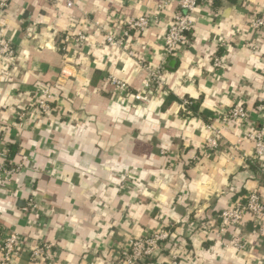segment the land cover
<instances>
[{
	"label": "crops",
	"instance_id": "1",
	"mask_svg": "<svg viewBox=\"0 0 264 264\" xmlns=\"http://www.w3.org/2000/svg\"><path fill=\"white\" fill-rule=\"evenodd\" d=\"M71 1L67 7L66 0H9L0 13V42L9 40L16 52L14 67L0 66V145L8 152L14 146L10 160L22 164L0 188V225L19 237L11 264H123L118 253L129 239L163 225H171L184 264H264V240L254 239L250 221L242 251L206 233L221 209L249 191L258 189L264 203V174L252 161L245 129L221 127L218 118L235 103L256 126L262 118L264 28L251 29L249 22L264 15V0L196 7L189 42L166 61L165 84L151 92L148 105L122 101L105 78L125 81L132 93L143 90L147 68L162 61L176 2ZM140 16L148 18L143 31H129L121 47L106 44V34L122 35L124 20ZM77 29L86 38L64 55L62 33ZM214 55L221 67L212 65ZM43 86L52 96L46 113L31 105ZM165 113L156 130L146 131ZM134 118L138 126L117 171L113 164L121 160L101 146L97 130L122 134ZM219 126L218 148L204 149ZM164 135L172 149H163ZM41 243L51 250L28 260Z\"/></svg>",
	"mask_w": 264,
	"mask_h": 264
},
{
	"label": "built area",
	"instance_id": "2",
	"mask_svg": "<svg viewBox=\"0 0 264 264\" xmlns=\"http://www.w3.org/2000/svg\"><path fill=\"white\" fill-rule=\"evenodd\" d=\"M168 1H175L177 9L173 13L172 21L168 25L163 38L162 61L156 67L147 68V78L143 84V90L132 93L128 90L125 81L112 75L105 78L115 94L128 104L137 105L141 103L148 105L151 92L163 88L165 84L163 78L164 65L168 59L180 55L181 50L188 44V34L194 25V10L199 5L211 6L213 0ZM8 5L9 0H0V13H4ZM72 5L71 0H66L67 7ZM122 25L124 28L122 35H105L106 44L121 47L129 31H143L147 27L148 18L146 16L127 18ZM98 27L103 30L100 25ZM249 27L254 30L264 28V15L253 14ZM85 38L86 35L82 29H77L74 33L63 32L58 48L66 55L65 53L70 50L71 46L81 44ZM253 48H256V46L254 45ZM15 60L16 52L11 42L7 39L2 40L0 42V66L5 68L14 67ZM222 64L219 55L212 57L214 67H221ZM51 97V88L43 86L36 91L31 105L40 113H46L50 109ZM257 111L262 115L258 126L251 119L248 109L240 103L233 104L222 112L218 118L221 127L234 124L245 129V137L252 145V161L258 165L260 173L264 174V99L257 106ZM17 116L22 119L25 112H20ZM221 127L211 130L210 135L204 142V149L214 151L218 148ZM8 153V149L0 145V188H6L11 183L12 177L22 170V164L13 163ZM217 217L218 222L215 225L209 224L206 227V233L209 238L222 247H231L236 251L245 250L247 241L244 235V227L248 221L252 224L251 234L254 239L264 240V203L258 189L249 191L243 200L231 202L220 210ZM18 240L19 237L14 231L3 233L0 237V264H11ZM51 248L52 244L50 243H41L35 246L28 253V260L35 261L42 258ZM118 254L123 264H184L182 252L173 246L171 225H163L149 231L142 237L129 239Z\"/></svg>",
	"mask_w": 264,
	"mask_h": 264
},
{
	"label": "clouds",
	"instance_id": "3",
	"mask_svg": "<svg viewBox=\"0 0 264 264\" xmlns=\"http://www.w3.org/2000/svg\"><path fill=\"white\" fill-rule=\"evenodd\" d=\"M162 100H157L156 104H160L162 103ZM225 103H227V101H225ZM155 108V105L153 106V110ZM98 115H101L100 113H98ZM167 117V113L164 114V116H159L157 115L156 120H152L149 123L151 124V128L150 129H146V131H150V130H156L157 129V121L161 120V119H165ZM101 118L103 119L104 117L101 116ZM138 126V122L137 120L134 118L133 119V125L130 128H124L123 129V133L121 134V132H115L113 135L110 136H104L102 135V129H98L97 130V137H98V141L102 142L101 146L105 148L106 151H111L114 154V158L115 159H120L121 163L116 165L113 164V167L118 171L120 168L125 166L124 160H123V151L125 146L129 145L132 141V131L133 128ZM171 133H169L170 135ZM141 139H144L145 137L141 136ZM214 143V142H213ZM163 149L168 150V149H172L174 146L169 142V136L168 135H164L163 136V145H162ZM130 174V173H129Z\"/></svg>",
	"mask_w": 264,
	"mask_h": 264
},
{
	"label": "trees",
	"instance_id": "4",
	"mask_svg": "<svg viewBox=\"0 0 264 264\" xmlns=\"http://www.w3.org/2000/svg\"><path fill=\"white\" fill-rule=\"evenodd\" d=\"M221 0H213L212 1V7H216V6H218V4H219V2H220ZM187 104H189L188 105V107H187V110L188 111H194V109H195V105H194V102L193 101H191V100H188V103ZM15 147L14 146H11V147H9V158H11L13 155H14V153H15ZM3 233H4V229H3V227L0 225V237L3 235Z\"/></svg>",
	"mask_w": 264,
	"mask_h": 264
}]
</instances>
